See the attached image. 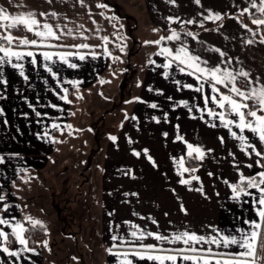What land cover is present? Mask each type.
<instances>
[{"label": "crops", "instance_id": "crops-1", "mask_svg": "<svg viewBox=\"0 0 264 264\" xmlns=\"http://www.w3.org/2000/svg\"><path fill=\"white\" fill-rule=\"evenodd\" d=\"M131 1L132 5L140 6L146 41L170 36L172 30L180 37L176 41L162 40L159 45L145 41L138 46L135 61L140 62L139 74L134 80L126 74L136 66L128 64L127 59L119 63L124 57L115 39L116 22L107 19L112 16L105 8L97 7L103 4L101 0H84V6L80 0H51V3L48 0H0V8L9 15L34 12L41 24H51L57 35L61 29L65 33L59 40L42 42L25 30L22 35L12 33L17 39L38 40L36 46L13 45L14 50L32 51L34 56H24L21 60L13 57L12 62L22 68H13L8 63L0 66V159L3 161L0 162V196L4 198L0 200V219L10 221V225H0V229L13 237L12 247L0 238V264H46L49 231L42 223L38 226L46 231V236L35 248L29 247L28 243L21 245L12 235L13 225L17 222L23 226L31 224L27 218L38 217L40 210L48 220L55 222L56 230L64 232L62 220L68 217L64 218L61 207L51 197L55 194L52 170L56 172L55 165L59 167V160L55 158L63 159L68 151V148L58 146L57 136L60 131L68 130L74 106L83 103L90 114L104 119L106 124L101 134L105 143L98 150L94 169L89 172V168L79 170L89 174L94 184L89 186L90 204L86 208L94 221L93 230H90L94 236V258L87 259L88 264H120V258L114 253L138 247L141 243L171 250L188 247L183 243L157 241L154 236L146 235L149 232L171 238L187 231L207 238L215 235L213 229H216L221 235L239 236L237 229H248L244 221L257 218L252 197L241 194L238 199H233L229 185L238 184L241 174L249 177L264 169L256 165L260 158L252 149L242 151V142L231 133L248 137L257 150H264V145L250 131L241 132L235 124L224 127L218 115H209V111L223 113L225 120L238 121L230 106L226 104L221 109L212 97L218 100L222 94L238 101L240 98L229 91L231 85L226 88L217 84L219 92H213L210 76L189 75L193 70L176 61H172L171 67H164L171 57L157 55L164 47L175 52L186 46L192 55L207 61V64L201 63V67L219 66L233 74L243 70L250 74L247 79L255 82L254 87L264 85V44L260 43V37L253 36L242 25L256 33L258 27L251 23L252 18L246 22L239 16L242 9L250 6L251 0H200L199 4L195 0H175V3L172 0ZM256 2L259 5V0ZM209 9L221 14L223 19L204 20ZM51 12L57 16L40 15ZM250 13L257 12L250 8ZM188 20L195 22L189 24ZM57 24L60 29L56 28ZM68 29L72 30L71 36L67 35ZM188 32L196 38L186 35ZM105 36L107 43L101 39ZM249 39L254 42L248 44ZM79 44L89 47H73ZM44 52L52 53V60H45ZM220 52L225 55L221 56ZM68 53L73 55H67L68 62L65 63L59 56ZM80 55L85 59L80 60ZM72 63L76 64L75 68L69 66ZM182 67L183 72L180 71ZM246 83L244 77H237L236 86L241 90L246 89ZM153 104L155 108L151 106ZM78 119H82L80 114ZM53 124L59 127L54 128ZM85 128L90 134L95 133L90 127ZM178 136L181 139H177ZM188 144L205 151L204 158L198 159L195 167L188 166L185 161ZM59 149H62V155H57ZM85 150L83 145L80 151ZM181 158L183 167L197 171L179 174ZM248 164L253 167L248 168ZM193 176L200 179L192 180ZM181 179H189L191 183L182 185ZM200 188L202 192L196 190ZM247 191L258 194L255 189ZM70 192L68 189L63 194V202L68 201L66 204L71 201L68 200ZM133 231L137 236L143 232L145 238L136 240L131 235ZM113 236L119 239L114 241ZM260 242L264 244V232ZM4 247L17 255L2 251ZM195 247L201 251L153 254L207 257L204 250L209 248L216 254L239 251L235 246L224 248L206 243ZM258 255L263 256V251L258 249ZM76 258L82 259V255ZM221 258L216 255L213 264L215 259ZM132 259L134 264H156L146 259ZM177 264L191 262L178 259Z\"/></svg>", "mask_w": 264, "mask_h": 264}, {"label": "snow or ice", "instance_id": "snow-or-ice-1", "mask_svg": "<svg viewBox=\"0 0 264 264\" xmlns=\"http://www.w3.org/2000/svg\"><path fill=\"white\" fill-rule=\"evenodd\" d=\"M49 3H51V0H48ZM173 3H175V0H172ZM197 4L200 3V0H195ZM81 6H84V0H80ZM97 7L101 8H107V5L105 4H98ZM250 8L255 9L256 12H258L260 15L257 17L255 13H250ZM209 14L207 16H203L204 20H211V21H220L223 19V16L219 13H213L210 9L208 10ZM241 15L244 14H250L253 18L251 19V23L253 25H256L258 28H264V0H259V5L257 4L256 0H251L250 6L245 7L242 9ZM41 16H47L51 15L52 17H56L57 13L51 12V13H40ZM103 15V13H101ZM107 19H116L115 17H108ZM171 17L169 20L171 21ZM195 21L188 20L187 23L192 24ZM82 27V26H81ZM201 27H203V24H201ZM243 28H245L247 31L251 32L253 36L257 35L256 32H253L252 29L248 28L247 25H242ZM57 29H60V25H56ZM0 29H4V33L0 34V66H3L5 63L11 64L13 68H22V65L13 63L12 58L14 57L16 60H21L24 56L27 57H33L34 53L32 51L27 52H21L14 50L13 45L15 47L20 46H36L38 44L37 39L29 40L27 37H24L22 39H17L12 35L11 30H18V29H24L27 32L32 33L34 36L39 38V40L42 42L44 40L53 39V40H59L61 39V36L64 35V31L60 30V35H57V32L53 29V26L47 22L41 24L40 20L36 18V13L34 12H28L26 14H19V15H9L5 9L0 8ZM155 31V30H154ZM67 35H72V30H67ZM188 36H192L194 39L196 38L193 33L188 32L186 33ZM83 39H87V37H83ZM101 39L107 43L108 37H101ZM180 37L176 33L175 30H172V34L167 37H161L160 40L156 41H146L145 43H154L159 45L162 40H169V41H176L179 40ZM248 44H252L254 41L252 39H249L246 41ZM260 43L264 44V36H261ZM53 47H58L61 45H52ZM73 47L76 48H88L89 45L87 44H79L74 45ZM120 47V46H118ZM214 51L219 52V49H213ZM121 51H123V47H121ZM67 55H73L72 53L68 54H61L59 58L63 60L65 63H67L66 56ZM109 55H111L109 53ZM157 55H166L168 57H171V61L168 64H165L164 67H171L172 61L178 62L180 65H184L187 68L192 69L193 71L188 73L189 75L200 73L202 75H207L211 77L212 80V91L213 92H219V90L216 88L217 84L224 85L226 88L231 85L229 88V91L234 93L236 96H238L240 99L239 101L236 99H233L229 95H220L219 99L214 96L212 99L217 102L218 106L223 109L225 108L226 104L230 106L232 114L236 115L238 117V121L233 120H225L224 114H215L211 111H209V115H218L219 119L223 123L224 127H228L229 125L235 124L237 128L241 132H244L245 130L250 131L253 136H255L261 145H264V114H258V113H264V85H261L260 87H254V81L247 79L249 77V73L246 71L241 70L238 73L233 74L230 71L222 70L219 66H216L214 68H207V67H201V63L207 64V61H201L199 56L192 55L186 46H181L177 49H175V52H173L172 49L164 47L160 49V52L157 53ZM221 56H224L225 53L220 52ZM43 56L45 60H52L53 54L44 52ZM80 60H84L85 56L80 55ZM114 59H119V57H114ZM35 63V60L32 61ZM230 62V61H229ZM70 67L75 68L76 64L72 63L69 64ZM51 71V69H49ZM180 71H184V68H180ZM23 75V71L20 73ZM244 77L247 81L246 83V89L241 90L239 87L236 86V80L237 77ZM197 79H199V76H197ZM101 83H104V81H101ZM188 87H191V85H188ZM201 89H197V91H200ZM66 91V90H65ZM207 97H206V103H207ZM248 101H253V103L250 105ZM153 108L156 107L155 104L151 105ZM248 117H251L253 119L249 120ZM52 127L57 128L59 125L53 124ZM71 127V126H68ZM167 135V134H165ZM231 135L234 138L239 139L242 142V148L241 150L244 151L245 148H251L252 152L255 154L256 157L260 158L256 160V165L262 169H264V150H257L256 145L253 144L248 137L246 136H237L236 132H232ZM112 140H115V137H111ZM177 139H181L179 136ZM221 142L223 143V138H221ZM188 152L187 155L189 157H193L195 159L202 160L205 156V151L202 150L200 147L196 146L194 147L191 144L187 145ZM145 153H147V150H144ZM208 151H212L209 149ZM137 156L140 155V153H135ZM195 154V156H193ZM250 156L251 153H248ZM149 160H151V157H148ZM0 162H3L2 159H0ZM180 167L182 171L179 174H183L184 172H195L197 171L196 168H185L183 167V158L180 160ZM248 168H252V164L247 165ZM209 175H212V173H209ZM192 180H199L200 178L198 176H193L191 178ZM239 183L238 184H230L229 187L232 189V192L234 193L233 199H238L241 194L245 196L252 197V204H253V210L256 215V219L253 220H245L244 223L248 225V229H237L236 231L239 233V236L236 235H221L217 232L216 229H213V232L216 233L213 236L205 237L202 235H197L196 233H189L187 231L174 234L171 238L162 236L159 234H153L151 232L147 233L146 235L149 237L154 236V238L157 241H166L168 243H183L184 245H187V248H181L176 250L171 249H162L157 247V245H145L143 243L139 244L137 246H132L129 250L114 253V255L118 256L120 258V264H134L133 257L138 258L140 260H148L152 262H156V264H165V262H169V264H177L178 259L183 262H191V264H213V258L216 255H220L221 259H215L214 264H261V262H264V256L258 255V249L261 251H264V244L260 242V236L262 232H264V171H259L255 173L252 176L245 177L241 174L239 177ZM180 184L187 185L191 183V180L189 179H181ZM227 184L228 181H225ZM248 189H255L256 193L254 194L251 191H247ZM191 190V189H190ZM197 191L202 192V188L196 189ZM218 195V193H217ZM4 198L0 196V200H3ZM182 210L183 207H182ZM186 211V210H184ZM33 226L41 225V221L39 220H32L31 217L27 218ZM0 225H10V221L6 219H0ZM13 231L12 235L16 237V239L19 241L21 245H26L27 241L25 240L23 233L27 231L25 227L17 222L15 225L12 226ZM135 227V226H133ZM132 237H134L136 240L142 241L145 238V234L143 232L140 233L139 236H137V232L133 231L131 233ZM0 238H2L4 241L8 240V234H6L2 229H0ZM112 239L118 240L119 238L116 236H113ZM135 242H133L134 244ZM214 244L217 247H224V248H231L232 246H235L239 251L229 252V253H213L212 249H206L204 251L207 252V257L203 255H180L179 257L177 255H156L153 254L155 252H170V251H177L179 253L184 252H191V253H199L201 250L197 249L195 245L197 244ZM142 249V250H140ZM2 251L9 253V255L16 256V252H9V249L7 247H4ZM111 252V249H109Z\"/></svg>", "mask_w": 264, "mask_h": 264}, {"label": "rangeland", "instance_id": "rangeland-1", "mask_svg": "<svg viewBox=\"0 0 264 264\" xmlns=\"http://www.w3.org/2000/svg\"><path fill=\"white\" fill-rule=\"evenodd\" d=\"M101 1L107 5V8H105L107 12L116 18L115 22L118 32L116 33L115 39L117 45L123 47L124 57V59L121 58L119 60V63L127 59L128 64L133 65V67L136 66L126 74L134 80L135 77H138V65L140 64L139 61H135L137 48L142 43L144 44L147 38L142 28L143 17L140 6L132 5L130 3L131 0ZM86 108L85 103L74 106L72 110L73 120L69 124L71 127L65 130L67 132L64 130L60 131L57 136L58 146L60 148L66 147L68 151H64V160L55 158V160H59L57 162L59 163L57 164L59 167L55 165L56 172L60 170L57 174L52 170V175L55 174L53 176V190H55V194L52 196L51 194L49 195L61 207L64 218L68 217V219L62 220L65 225L64 232L61 233L59 230H56L54 227V225L56 226L55 222L48 220L42 210H40L38 217L31 218L32 220L41 221L49 231V241L46 244V251L49 255L46 264H88L89 260L87 259L93 260L94 258V247L92 243L94 236L93 231H90L93 230L92 225L94 221L88 216L86 210L90 204L88 195L89 186H94L93 178L89 174H84L83 171L79 170L89 168L87 170L89 172L94 169L95 162L98 160V150L105 143L103 141L104 137L101 134L103 133L102 128L106 124L104 119L101 118L100 120L94 114H90ZM79 114L82 118L81 121L78 119ZM84 126L90 127L95 133L92 132L90 134ZM80 127H83V129H80ZM83 145L86 147V150L81 153L80 150H82ZM58 152L59 154L57 155L63 154L62 149H59ZM64 189L65 192L68 189L71 191L68 197V200L70 199L71 201L68 204H66L68 201L63 202L62 199L65 193ZM52 199L49 201V205H51ZM43 201L47 203L46 200ZM74 255L75 257H73ZM80 255H82V259L76 258Z\"/></svg>", "mask_w": 264, "mask_h": 264}, {"label": "trees", "instance_id": "trees-1", "mask_svg": "<svg viewBox=\"0 0 264 264\" xmlns=\"http://www.w3.org/2000/svg\"><path fill=\"white\" fill-rule=\"evenodd\" d=\"M255 15L258 17L260 14L257 12L255 13ZM241 18H243L246 22L253 18L251 15L250 16H243V15H239ZM1 32H4V29H0ZM13 34H18V35H22L24 34V29H18V30H11ZM257 36L261 38V36H264V28H258L257 30ZM221 89L223 91H227L224 87H221ZM248 103L251 105L253 103V101H248ZM258 114H264V113H258ZM247 119H250V117H248ZM185 161L187 163L188 166L191 167H195L198 165V159H195L193 157H189L187 156L185 158ZM25 229H27L26 232H24V236L25 239L27 240L28 246L31 248H35L37 246H39L42 242V240L44 239V237L46 236V231L36 225L33 226L32 224L26 223L24 224ZM7 245L9 247H12L13 245V237L11 235L8 236V240H7Z\"/></svg>", "mask_w": 264, "mask_h": 264}]
</instances>
